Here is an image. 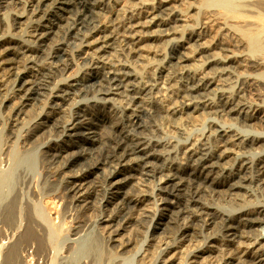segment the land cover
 Listing matches in <instances>:
<instances>
[{
    "label": "bare ground",
    "instance_id": "1",
    "mask_svg": "<svg viewBox=\"0 0 264 264\" xmlns=\"http://www.w3.org/2000/svg\"><path fill=\"white\" fill-rule=\"evenodd\" d=\"M34 1L43 5H71L68 0ZM73 1L72 5H74L75 10H70L73 18L67 17L58 10L49 13L44 23L34 24L31 27L29 36L41 43L39 48L33 49L30 46L16 43L15 40L0 43V65L6 64L8 66V74L10 73V78L13 80L15 98L19 99L22 108L20 112L17 110L18 115L21 113L26 117L28 109H31L30 107H36L38 102H45L51 93H55L53 101L55 107L52 113L44 114L39 121H36L32 128L27 131L23 141L25 145L30 147L34 140L40 141L43 138L38 137L41 132L50 138L48 140H52L54 136H62L67 133V140H64L63 143L53 142L50 145L48 144L49 146L40 154L48 174L55 176L57 173L65 174L64 178L61 177L63 179L60 193L62 198L69 199L71 204H74V209L80 208L85 212L94 211L93 213H99L95 216H98V222L103 225V227L100 225L101 229H104L115 238L114 241L118 242V248L116 245L115 247L122 254L131 251L129 249L130 247L133 248L134 244L132 241L139 233L142 234V228L150 223L149 227L153 226L154 230L158 226H163L162 229L166 230L165 234L159 237L160 241H157L160 245L159 248H163L159 264H181V261H184L182 259L183 253L188 252L187 248L203 236H205V241L208 244L204 249L198 251L196 260L193 259V264H264V205L259 208L253 206L246 209L243 206L240 208V212L234 213L220 210L207 202L221 201L220 199L225 196L224 201H227L228 198V201H232V203L239 202L243 190H246V196H242L244 199L241 201L249 197L256 198V195L259 194L264 197V157L250 159L244 156L246 152L263 148L261 146L264 137L245 135L241 130L232 128L233 124H227L234 118L244 122H253L258 119L264 127V106L257 101L259 98L261 99V76L264 77V74H253V71L259 69L260 66H264V0H246L240 5L237 4L236 0H206L209 6L203 13L205 14L204 24L202 23L204 26L199 29H189L186 37L185 35L183 37L180 35L181 38L178 36L180 40L175 44L176 47L168 52L169 59L167 56V60L160 62L161 65L155 70H152L153 66L150 69L151 63L149 61L152 57L144 55L145 51L142 53L144 43H147V39L156 41L158 37H164L163 32L165 31H167V36L172 35V26L180 21L179 18L184 19L174 15L169 19L162 18L160 15L167 12L172 15L166 2L161 1L156 5L149 6L143 2L144 0H127V3H125L130 9L127 10L124 16L118 18L121 13L117 9H112L107 11L108 16H105L104 20L106 12L104 15L101 13L104 10L101 3L90 6V0ZM120 1L116 0L115 5L117 6ZM3 2V5L7 8L12 7L14 10L20 6V0H3ZM105 2L108 1L105 0ZM212 6H221L224 11L218 12V9L211 8ZM261 8L262 10H259ZM200 9L202 10V8ZM65 12L68 13L67 10ZM189 15L188 17L191 18ZM221 18H226L232 22L228 21L231 24H228L227 28L230 30L231 28L235 29L236 34L249 48V55L244 56L236 53L233 51L234 48L231 47V44L229 45L223 38L219 42L208 45L204 44V41L202 52L199 51L198 53V50L194 49L195 43L200 44L199 42L209 35L207 25L213 24L215 20ZM227 20H225L226 23ZM12 21L14 22V20ZM71 24L74 26L84 24L89 30L86 36L89 38L100 36L102 50L105 52H119L121 55L118 57L124 58L126 56L128 60L132 58L136 65L139 64L143 67L141 73H135L129 69L130 67L127 68V65L116 64L117 61L113 64L112 59L105 62L104 60L108 56L106 54L101 55L103 62L96 63L95 71H92V77L96 78L99 83L97 89L98 91L115 89L117 95L122 98L125 109L122 115L117 113L112 119L107 115L103 116L104 119L100 120L101 123L96 128L99 130L102 127H107L110 131L107 150L105 148L106 152L98 156L88 155L83 159H67L66 155L71 148L78 144L76 142L87 138L91 133L93 128L87 120L90 119L89 117L94 116V112L88 108L79 107L74 110L70 121L67 120L69 117L66 115L65 105L67 101L76 95L74 91L79 90L91 78L84 77L71 84L55 85L57 78L67 70L69 60L67 58L65 61L61 60L59 51H54L53 54L48 51L54 40L52 37L54 30L57 28L62 30L64 26L70 29ZM191 26L193 27V25ZM234 43L236 44V42ZM245 45L244 47L247 49ZM156 47H158V53L155 52L153 60H157V57L161 58L164 55V52L159 51L160 46L155 45ZM191 49L192 51L189 52ZM196 53L200 54V58L197 57L199 59H196V62L198 61L201 64L199 63L197 69H192L189 65L194 64L190 63L192 60L195 61L194 55ZM44 54L48 60L44 65L38 68L35 67L36 69L31 68V70L25 68V66L22 68L23 64H31ZM64 54L66 53L64 52ZM203 54L208 55V58L212 57L209 64L204 61ZM148 58L149 60H147ZM146 60L149 64L146 63ZM237 65L241 66L240 68L243 69L241 72L244 71L246 74H237L238 70L234 69ZM205 66L210 67L211 72H207ZM136 67L139 68V66ZM0 71H3V69ZM236 77L237 82L235 81L234 90L227 92L225 87L234 83L233 80ZM214 86L219 88L216 91L214 90L215 92L212 89ZM262 87H264V84ZM247 96L254 97H252V100L251 98H248V100ZM262 96L264 95L262 94ZM200 112L202 113L200 114ZM203 113L207 116L204 127L198 132H193L192 129L198 125V121L200 122L199 118L205 117V115H202ZM210 115L217 118L211 119L209 118ZM261 134L263 133L259 132L255 135ZM151 135H172L176 138H187V142L179 143L173 138L163 141H151L148 140ZM84 146L85 144H82L78 147L84 149ZM75 166L78 169L74 168ZM74 169L77 171H73ZM100 172H103L104 176H99ZM19 176L22 179L23 187L24 185H31V178H28V172L25 169H22ZM5 180L4 178L2 181ZM152 184H156L157 189L154 196L150 197L151 195L149 194V196L148 192ZM246 186H253L256 191L250 194L251 191ZM23 187L17 193L15 192V196L10 200V205L22 196ZM149 197L155 201L156 210H150V206L147 209L144 205L151 200L148 199ZM31 202L33 201L27 200L26 205L24 201L22 203L31 208ZM236 204L234 205L236 206ZM250 204L254 203L251 202ZM6 205L9 206V204ZM108 206H113L115 209L110 212ZM6 208L4 207V210ZM66 209L69 210L67 207ZM24 210L27 211V209ZM88 214L90 215L91 212ZM91 216L90 218L95 217ZM33 222L35 223V221ZM40 222L36 220L35 224L45 234L47 227ZM100 226L97 225V227ZM14 229L15 227L11 225V230ZM129 230L131 237L129 241H120V232L125 231L128 233ZM69 233H72L71 230ZM216 233L220 234L219 239L216 238ZM49 237L46 245H54V234L52 238ZM107 237L110 238V236ZM122 239H125V236ZM158 246L157 249H159ZM90 248L93 249L92 246ZM47 249L45 246V249L41 250L43 252H39L40 254L38 253L37 256L47 259L49 255ZM66 249L68 250V248ZM25 251L27 249H24ZM145 251L138 250L135 255L140 254L139 258L141 257L142 263L148 261V258H145ZM93 254L95 253L93 252ZM205 261H209V263Z\"/></svg>",
    "mask_w": 264,
    "mask_h": 264
},
{
    "label": "rangeland",
    "instance_id": "2",
    "mask_svg": "<svg viewBox=\"0 0 264 264\" xmlns=\"http://www.w3.org/2000/svg\"><path fill=\"white\" fill-rule=\"evenodd\" d=\"M33 1L34 0H30V1L29 0H20V6L21 7L19 6L18 8H15V10H14V8H12V7L7 8V6L3 5V3H4L3 0H0V43H2V41H4V43H6V41L15 40L16 43H20L21 45L30 46L33 49H37L41 46V43L37 42L36 40L31 39L29 36V30L31 29L32 26H34V24L37 25V24L44 23V21H46V19L48 18L49 13L55 12L58 10L60 11V13H64L67 17L73 18V14L70 12V10H72V11L75 10L74 5H72L74 2L73 0H68V2L71 5L62 4V5L56 6V5H51V4H44L45 6L47 5L46 7L43 4H38L35 1L34 2ZM106 1H108L107 2L108 4L105 2V0H90L89 1L90 6L100 4V3L102 4L101 7H103L104 10H102L103 12L101 11V13L104 15V13L106 12L104 15V20H105V16L106 17L108 16L107 15L108 10H112V9L119 10V13H121V14L118 18H121V16H124L127 13V10L130 9L128 7V5L126 4L127 0H124V1L121 0L119 3H117V6L115 5L116 0H106ZM139 1H143V0H139ZM145 1H147V2H145ZM161 1L164 3L166 2V4L168 5L167 7L170 8L171 14H172V15H169V12L164 13V14L160 15L162 18L169 19L171 17L177 16V17H183L184 19L179 18L180 21H178L176 23L177 25L175 24L174 26H172L173 27L171 29V32L173 33L172 35L167 36L166 35L167 31H165V32H163L164 37H160V38L158 37V39L156 41L151 40V39H147L148 40L147 43H144L145 46H143L142 53L145 51L144 55H146V56L148 55V57H152V59L149 61L151 63L150 67L153 66V69H152V67L150 68L152 70H155L158 66H160L161 65V64H159L160 62L167 60L166 59L167 56L169 59V53L168 52L173 47H176L175 44L177 43V41L180 40V39H178L180 37V35H182L181 37H183L184 35L186 37L189 29H195V28L199 29L200 27L204 26L203 20H205V14H203V13L205 10H207V8L209 6L208 3H206V0H201V1L200 0H184V1L183 0H177V1L176 0H150V1L144 0L143 2L148 4L149 6H153V5L160 3ZM173 1H175V2L173 3ZM188 1H190V2H188ZM244 1H246V0H236L237 4L239 3L238 5L242 4V2H244ZM179 2H180V4H179ZM184 2H185V5H184ZM106 5H107V7H106ZM77 8H79V7L77 6ZM200 8H202L203 11ZM211 8L218 9V12L224 11V9H222L221 6L220 7L219 6H212ZM66 10L68 11V13L65 12ZM196 10H197V12H196ZM259 10H262V8ZM183 13H185V14H183ZM192 14H194V15H192ZM188 15L191 16V18L188 17ZM12 17H14L15 19ZM185 18L187 19L188 22L186 21ZM12 20H14V22ZM225 20H227V19L221 18V19H218L217 21L215 20L213 24L207 25L208 30H209V35H207V37H205L204 40L201 41L202 43L199 42L200 44L197 43L198 45L195 43V46H194V49L198 50V53H199V51H201V52L203 51L202 46H203L204 41H205L204 44L208 45L210 43L219 42L223 38V40L225 39V41H227L229 43V45L231 44V47L234 48V50H233V48H232V50L235 51L236 53H239V54L244 55V56H247L250 54L249 48L240 39V36L238 34H236L237 32L235 31V29L231 28V30H230L227 28V26H229L228 24H231L232 22L230 20H227V23H226ZM228 21H230L231 23ZM190 22H192V23H190ZM64 25H66V24H64ZM191 25H193V27ZM71 26L72 27L70 29H67V27L64 26L63 27L64 29H62V30L59 28L54 30V32L52 34V37L54 40H53V43H51L52 45L48 51H49V53H52V54L54 53V51L55 52L59 51L61 60L65 61L66 58L69 60V66L67 67V70L57 78V81H55V85L71 84V83H74L76 80L84 78V77H90L91 78L90 80L85 82L80 87L79 90L74 91L76 95L75 96L73 95L74 97L72 99H70L69 101H67L66 105H65V108L67 109L66 115L69 117L67 120H70V121L72 119L74 110H76L79 107L88 108L89 110H93V112H94V116L89 117L90 119L87 120V122L93 128L91 130V133L88 135L87 138H83V139H81V141L76 142V144L78 143L80 145L85 144L84 149L78 147L80 145L77 144L73 148H71L69 150L68 154L66 155L67 159H83V158L87 157L88 155L89 156H93V155L98 156V155H101L103 152L104 153L106 152L107 147H108L107 146L108 145L107 140L110 137V131L107 127H102L99 130L96 128L99 127V124L101 123L100 120L103 118V116L107 115L108 117H110V119H112V118H114V116L117 113L119 115H122L124 112V109H125V104H124L122 98L119 95H117V91L115 89L111 90V91H98V89H97L98 84H99L98 80L96 78L92 77V75H93L92 71H95L94 68L97 66L96 63L103 62L102 56L104 54H106V56H108V57L104 60L105 62H108L109 59H112L114 61L113 64H115V61H117L118 63H116V64L120 63V64L127 65L126 67L127 68L130 67L129 69L135 73H141L143 70V67H141L139 64L136 65L135 62H133L132 58L128 60V58L126 56H124V58L118 57L119 55H121L119 52H116V51H106L105 52L104 50H102V43H101L100 36H93L94 39H93V37L89 38L88 36H86V34L89 33V30L86 28V26L84 24L79 25V26H74L73 24H71ZM211 27H213V28H211ZM217 27L219 30L217 29ZM214 31L217 33H215ZM228 31H230V32H228ZM226 32H227V34L225 35ZM213 33L216 36H214ZM176 36H177V38H176ZM229 36L233 37V38H230ZM212 37H213V39H212ZM167 38H168V40H167ZM229 38L232 39L233 41L230 40ZM209 39H210V41H209ZM206 40H208V41L206 42ZM211 40H213V41H211ZM90 41H91V43H90ZM149 41H150V43H149ZM234 42H236V44ZM148 43H149V45H148ZM155 45L156 46L158 45L164 49V50H162L159 47V51L161 50L160 52H164V55H162L163 57H161V58L157 57L156 59L158 61L153 60L154 55L156 53H158V47H156L157 48V50H156ZM244 45L246 46L247 49H245ZM236 47L238 48V50ZM87 49H89V50H87ZM165 49H166V51H165ZM242 49H244V50H242ZM239 50H242V51H239ZM63 51L66 54H64ZM191 51H192V49L189 50V52H191ZM79 53H81V54H79ZM111 53H112V55H111ZM198 53H196L194 55L195 61L192 60L190 63V64L194 63L195 65L194 64L189 65V66H191L190 68H192V69H197L198 68L197 66H199L201 64L198 61H197L198 63L196 62L197 57L200 58V54L198 55ZM93 54L96 56H94ZM107 54H109V55H107ZM46 55H47V53H46ZM46 55L44 54L43 56H40L35 62H33L31 64H27V65L23 64L22 68H23V66H25V68H28L29 70H31V68L36 69L35 67L38 68L39 66L44 65L48 61ZM203 55H204L203 57L205 58L204 61H207L209 64L210 63L209 61H212V57L208 58V55H206V54H203ZM121 57H123V56H121ZM125 57H126V59H125ZM147 60H149V58ZM147 60H146V63L149 64V62ZM59 62L61 63V61H59ZM153 64H156V65H153ZM0 66H1L0 70L3 69V71H0V77H1L0 78V91L2 92V93L0 92V210L2 211V212L0 211V264H16V262H17V264H82V263L83 264H86V263L87 264H90V263L91 264H139V263H141V264H145V263L146 264H153V263L159 264L160 260L162 258V249L163 248L162 247L159 248L160 245H159V242H157V241H160L159 237H162L166 232L165 229H162V228H164L163 226H158L156 230H154L153 226L149 227L150 223H149V225L144 226L141 230L142 234L139 233V235L132 241V243H134V244H133V248L130 247V249H129L131 251H129V253L127 252V253L122 254V252H120L115 247V245H116L118 248V242L114 241L115 238H113V236L110 235L109 233H107V231H105L104 229H101L103 227V225H102V223L98 222V220H99L98 216H95L97 214L99 215V213H93L94 211L93 212L92 211L85 212V210H82L80 208H76L77 209L76 210L73 208L74 204H71V201L69 199L67 200V199L62 198V194H60V193H61V188H62L61 186L63 185V183H62L63 179L62 178H64L65 174L62 175V174L57 173L56 176L52 175V174H48V172L46 171L47 168L44 165L40 154L46 147H48L53 142L54 143H63L64 140H67V137H66L67 133H64L62 136H54V137H52L53 138L52 140H48L50 138L46 137L44 135L45 133L41 132L42 134L39 133L38 137H40V138L43 137V138L40 141H37V139L34 140L32 146H30V147L25 145V142L23 141L25 135L27 134V131H29L30 128H32V126L34 125V123L36 121H39V119L42 116H44V114L46 115L48 113H52V111L55 107L54 103H53L55 93H51L49 95V97L45 100V102H38L37 103L38 106L37 105H36V107L34 106L35 108L30 107L31 109H28L29 111L27 112V115H26L27 118L21 113L18 115L17 113H19L22 108L20 106L19 99L15 98L14 90H13V83H12L13 80L10 78V73L8 74V72H9V69H7L8 66L6 64H2ZM136 66H139V68ZM237 67H239V68L237 69ZM240 67L241 66L237 65L236 68H234V69L238 70L236 73L237 74H241V73L246 74V72H244V71L241 72V70H243V69H241ZM260 67L256 71L252 70L254 75L264 74V69H263L264 66H262L261 68ZM209 69H210V67H206L207 72H211ZM259 70H260V72H259ZM237 77L234 78V80H233L234 83L225 87V90L227 92L234 90L233 88L237 82ZM261 79H262V82H261V88H262L261 90L262 91H261V93L264 95V91H263L264 87H262V85L264 84V77L261 76ZM5 82H7V83L4 84ZM1 86H2V88H1ZM8 87H10V88H8ZM114 88H116V87H114ZM217 88H216V86H214L212 89H213V91L214 90L216 91ZM1 94H2V96H1ZM262 94L260 96L261 99L259 98L260 101H259V99L257 101L260 105L264 106V96H262ZM248 96H250V95H248ZM248 96H247V99L251 98V100H252V97H254V96H251V97H248ZM16 101H17V103H16ZM9 104H11V105H9ZM17 110H19V112ZM34 111H35V113H34ZM201 113L202 112H200V114ZM40 114H42V115H40ZM200 114H198V115L201 116ZM202 115L204 116L205 114L203 113ZM32 116H34V117H32ZM201 118L202 117L199 118L200 122L198 121V125H197L199 127H197V126L194 127L192 129L193 132H198L200 129H202V127H204L203 125L206 122L207 116L205 115V117L202 118L203 121L201 120ZM209 118L216 119L217 117L210 115ZM22 121H23V123H22ZM254 121L253 122H251V121L250 122H246V121L244 122L243 120H240L238 118H234L232 121L227 122V124H229V125L233 124L232 128L241 130V132H243L245 135L249 134L250 136H262V137H264V127H263L262 123L258 119L257 120L255 119ZM156 122L158 123V121H156ZM222 123H224V122H222ZM67 124H68V122H67ZM158 124H160V123H158ZM200 124H201V127H200ZM259 132L263 133V134L255 135V134H258ZM170 138H173V140H175L176 142H179V143L187 142V138H180V137L176 138V137H173L172 135H151L150 137H148V140L163 141V140H167ZM11 141H12V143H11ZM35 142H37V143H35ZM263 144H264V141H262V146H261L263 148L257 149L256 151L246 152V153H244V156H246L250 159H253V158L257 159L260 156L264 157V151H263L264 145ZM105 148H106V150H105ZM42 166H43V168H42ZM74 168L78 169L77 166H75ZM20 169H21V171H20ZM22 169H25V171L28 172V178H31V181H32L31 185H27V186L24 185V187L22 186V179H20L21 177L19 176L20 173L22 172ZM76 169H74L73 171H75ZM47 174H48V176L49 175L50 176L48 177ZM99 176H104V173L100 172ZM58 177H59V179H58ZM4 178L6 180L3 182L2 180ZM21 187H23V190H24L22 193V196L18 199V201H15L16 203L19 202L18 203L19 205L16 204L15 202H13L10 205V203H11L10 200L13 199V197L15 196L14 194H16L18 191H20ZM246 187H247V189H249L251 191L250 194H252L256 191V188L253 186H246ZM127 189H129V188H127ZM156 189H157V185L152 184V186L149 189L150 191L148 192V195L150 194L151 195V196L149 195L150 197L154 196ZM243 191L244 192H242L240 194L241 198L239 197V199H240L239 202L232 203V201H228V198H227V201H224L226 196L224 198L220 199L221 201H216V202L207 201V202L209 204H211L212 206H215L216 208L220 209V210H225V211L227 210V212H234V213L240 212V208L243 206H244V209H246V208H252L253 206L259 208V207H262V205H264V197H262L260 194L256 195V198L255 197H251V198L249 197L248 199L241 201L244 199L242 196H246V190H243ZM150 197L148 199L149 200L151 199V200L149 202H147L148 204L145 203L144 205L146 206V208L150 206L149 207L150 210L153 211V210H156V204H155V201H153L152 198H150ZM63 199H64V201H63ZM27 200L33 201V202H31L32 203L31 208L25 206ZM8 201H9V203H7ZM23 201H24L25 205L22 203ZM67 201H68V203H67ZM250 201L254 204H250L251 203ZM236 203H238V204H236ZM6 204H9V206ZM234 204H236V206ZM244 204H246V205H244ZM238 205H240V206H238ZM4 207L5 208L7 207L6 210H4ZM66 207L69 208V210L66 209ZM108 207H109L108 210L110 212L115 209L113 206H108ZM17 208H18V210H17ZM35 208L36 209L38 208L37 209L38 211ZM24 209H27V211ZM72 209H73V211H72ZM66 211H68V212H66ZM77 211H79V212L76 213ZM3 212H5V213H3ZM23 212L24 213L26 212V214L24 215ZM90 212H91V214L93 213L92 216H95V217L90 218L91 214L90 215L88 214ZM11 213H13V214L11 215ZM27 213H29V214H27ZM66 213H68V214L65 215ZM71 215H73V216H71ZM78 215L80 216V218ZM24 216H26L25 220H24ZM81 216H83V217H81ZM27 217H29V218H27ZM33 217H36V218H34L35 220L33 219ZM13 219H14V221H13ZM36 220H37V222L41 221L40 223H43L45 225V227H47L45 229V231H46L45 234L43 232H41V230L39 229L38 226H36L37 225V224H35ZM76 220H78V221H76ZM27 221H29V222H27ZM33 221H35V223ZM86 221L89 222L91 225L89 223L87 224ZM31 222H33V223H31ZM11 225H13L15 227V229H14L15 232H14V230L13 231L11 230ZM27 225H32V226H27ZM97 225H99V226L101 225L102 227L101 226L97 227ZM88 226L90 227V229ZM27 227H29L30 229L32 228V229L30 230ZM35 227L36 228L38 227L37 230ZM33 228H34V230H33ZM72 229L73 230L75 229V230L73 231ZM70 230L72 232L71 234L69 233ZM98 230H99V232H98ZM103 230H104V232H103ZM11 231L14 233H12ZM38 231H39V233H38ZM49 233H50V235H48ZM52 233L55 236L53 239L55 240L56 243L53 242L54 245L49 244V246H47L46 245L47 241H49L48 237L49 236H51L49 238L53 237ZM73 233H75L74 235H76V236H74ZM129 233H130V230L128 231V233L125 231L120 232V236H119L120 239L119 240L120 241H129V239L131 238ZM263 233H264V231H263ZM97 234H98V236H97ZM127 234H129V235H127ZM95 235H96V237H95ZM107 236H110V238ZM124 236H125V239H122V238H124ZM126 236H127V238H126ZM215 236L218 239L220 238L219 233H216ZM98 238H100V239H98ZM112 238H113V240H112ZM126 239H128V240H126ZM151 244H153V245H151ZM155 244H156V246H155ZM193 244L197 248H195L194 246L192 247ZM193 244H191L187 248L188 252L185 251L183 253V255L181 254L182 259L184 260V261H181L182 262L181 264H193L194 263L193 259L196 260V257L199 253L198 251L201 249H204V247H206V244H208V243H206L205 236H203V237L199 238L198 241L194 242ZM45 246H46V249L48 248L47 253L49 254L47 256V259H43L40 256H37V254L39 252L40 253L43 252L41 250H44ZM90 246H92L93 249L90 248ZM157 246L159 249L156 248ZM111 247L114 249H112ZM191 247H192V249H190ZM66 248H68V250ZM153 248H155L156 250L154 251ZM24 249L25 250L27 249V251L24 252ZM148 249H149V251H148ZM88 250L90 253L88 252ZM138 250H142V251L146 250L145 251V255H146L145 258H148L147 262H145V261H144L145 263L141 262V257L139 258V255H140L139 253L137 256H135L136 252ZM152 251L154 254L152 253ZM34 252H35V254H34ZM93 252L97 255L93 254ZM63 254H65V255H63ZM88 254H90L89 257H87ZM151 255H152V258H151ZM35 256H37L38 258ZM62 256H63V258H62ZM122 256H124L125 258ZM39 257H40V259H39ZM88 259H89V261H88ZM205 262L209 263V261H205Z\"/></svg>",
    "mask_w": 264,
    "mask_h": 264
}]
</instances>
